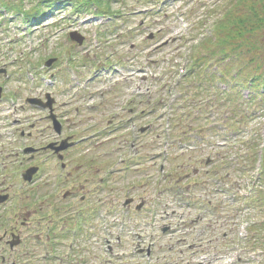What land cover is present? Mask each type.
Wrapping results in <instances>:
<instances>
[{
  "label": "rangeland",
  "instance_id": "obj_1",
  "mask_svg": "<svg viewBox=\"0 0 264 264\" xmlns=\"http://www.w3.org/2000/svg\"><path fill=\"white\" fill-rule=\"evenodd\" d=\"M65 1H55L51 9L44 0H0V69L5 70L0 75L5 97L0 103V160L12 163L8 154L18 145L16 132L4 127L22 115L32 119L43 112L26 103L27 97L44 99L48 93L56 102L68 103L61 109L68 111L65 127L75 137L88 126L86 119H92V140L71 153L92 158L96 208L92 254L84 251V261L75 263L264 264V184L254 183L249 163L255 156L250 157L252 142L264 149V20L254 21L256 16L264 19V0H110V13L105 12L106 0H100L104 5L90 0L79 7ZM6 5L27 11H10ZM38 5L46 11L42 19L33 15ZM248 8L259 13L245 23L256 33L252 47L241 46L232 32L236 20L251 18ZM71 32L83 38L81 45L69 38ZM223 46L227 51L217 53ZM51 58L56 60L46 66ZM187 70L203 78L196 76L185 87L183 78V83L178 79ZM210 77L213 83L201 82L205 93H198V81ZM185 89L189 92L180 96ZM120 106L124 108L114 115ZM75 108L79 115H74ZM131 114L138 126L157 120L139 131L125 120ZM35 122L43 127V121ZM110 123L113 129H102ZM117 158L139 159L123 164L130 171L142 165L141 173L154 169L148 158H166L168 179L132 194L135 204L141 197L145 206L139 214L125 216V232L111 260L106 242L113 244L121 234L118 223L125 210L119 203L132 178L127 183L124 176H115L113 188L100 185L99 179ZM116 169L122 175V164ZM130 171L126 175L141 178L139 171ZM108 191H113L112 201ZM168 225L170 232L163 233L161 228ZM134 233L144 245L154 242L152 260L129 253ZM190 244L192 249L185 248Z\"/></svg>",
  "mask_w": 264,
  "mask_h": 264
},
{
  "label": "flooded vegetation",
  "instance_id": "obj_2",
  "mask_svg": "<svg viewBox=\"0 0 264 264\" xmlns=\"http://www.w3.org/2000/svg\"><path fill=\"white\" fill-rule=\"evenodd\" d=\"M62 106L52 99V113L61 125L58 134L52 129L50 108H43L37 117L43 121L42 128L32 123L33 117L14 122L20 148L30 146L34 152L10 155V164L0 160V264H76L84 261V251L92 254V158L71 154L81 142L66 130L68 111ZM79 113L75 108L74 115ZM86 121L92 128V119ZM69 137L77 143L63 152L59 162L47 146ZM32 167L38 168L32 181H22V173ZM17 175L19 181L11 180ZM133 205L131 200L125 207ZM108 245L110 254L119 246L109 241Z\"/></svg>",
  "mask_w": 264,
  "mask_h": 264
},
{
  "label": "trees",
  "instance_id": "obj_3",
  "mask_svg": "<svg viewBox=\"0 0 264 264\" xmlns=\"http://www.w3.org/2000/svg\"><path fill=\"white\" fill-rule=\"evenodd\" d=\"M55 1H57V0H44V2H47L48 3V6H47L48 8H52L53 5H54V3H55ZM61 1H63V0H61ZM80 1L81 0H70V2L73 3V4L82 3ZM98 2L100 4L102 3V1H100V0ZM83 4L89 5L90 4V0L89 1H85ZM102 4L104 5V3H102ZM107 5H108V3L105 4L106 9H109V6H107ZM10 9H14L15 10V6L13 5ZM17 11H19V10L17 9ZM249 11H250V14H251V18L248 17L245 20H241V18H240V19L236 20V27H235V29L232 30V32L234 31L235 38L239 40L238 42L241 44V46H249V47H252V46H254V43L253 42H255L254 36H256V33H255L254 30H252L251 28L247 27L245 23H251V22H253L252 15L255 16L256 13H257V15L259 13L256 12V11H254V9H252V8H249ZM33 15H35V16H39L40 15L41 18H42V15L44 16V11H42V9H40V7L38 6V7H36V10L34 11ZM263 20L264 19L261 18L260 16H256L254 18V21L255 22H263ZM252 27H254V25ZM230 37H231V34H230ZM227 41H229V40H227ZM224 51L226 52L227 49H224ZM228 68H229V66H228ZM263 89H264V85H263ZM255 90H257V89H255ZM263 169H264V163H263ZM261 180L264 182V173L262 175V179Z\"/></svg>",
  "mask_w": 264,
  "mask_h": 264
},
{
  "label": "water",
  "instance_id": "obj_4",
  "mask_svg": "<svg viewBox=\"0 0 264 264\" xmlns=\"http://www.w3.org/2000/svg\"><path fill=\"white\" fill-rule=\"evenodd\" d=\"M70 37H71V39H73V40L75 39V41H77L78 44H81V43H82V37H80L78 34H76V33H71V34H70ZM51 62H52V60H49V61L47 62V64L50 65Z\"/></svg>",
  "mask_w": 264,
  "mask_h": 264
}]
</instances>
